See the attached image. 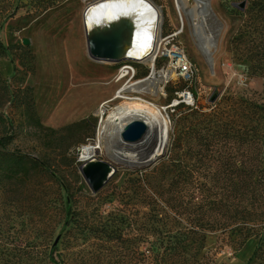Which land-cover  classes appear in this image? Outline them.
<instances>
[{
    "label": "trees",
    "instance_id": "1",
    "mask_svg": "<svg viewBox=\"0 0 264 264\" xmlns=\"http://www.w3.org/2000/svg\"><path fill=\"white\" fill-rule=\"evenodd\" d=\"M34 2L43 4L38 13L58 0ZM239 11L232 54L260 86L226 92L209 111L177 105L166 155L152 175L126 178L136 197L123 195L147 209L137 219L123 211L103 217L96 204L94 213L77 210L48 162L10 151L0 138V264H211L203 250L212 233L241 246L264 239V0H245ZM8 52L0 44V56ZM52 210L49 226L41 215Z\"/></svg>",
    "mask_w": 264,
    "mask_h": 264
},
{
    "label": "rangeland",
    "instance_id": "2",
    "mask_svg": "<svg viewBox=\"0 0 264 264\" xmlns=\"http://www.w3.org/2000/svg\"><path fill=\"white\" fill-rule=\"evenodd\" d=\"M34 1L0 0V44L9 49L6 56H0V115L5 117V124L0 123V138H5L6 149L28 153L48 162L57 179L72 188L73 207L76 206L77 210L94 213L96 204L103 217L123 211L137 219L147 209L136 203V199L128 201V197L123 195L126 192L129 199L136 197L132 190L125 189L126 178L128 173L135 171L152 175L151 167L166 155L170 144L169 132L178 116L172 120L171 113L177 105L181 102L183 106L195 107V104L203 111H209L211 104L226 92L247 93L250 88L260 86L258 79H249L244 73V61L232 54L230 39L242 19L239 11L242 9L234 7L232 2L241 0H204L212 13L209 25L215 31V44L210 47V54L204 48L202 28L192 25L194 0H188L181 15L175 9V0H151L160 14L158 29L162 44L169 49L178 48L177 51L185 54L192 66V76L168 78L163 89H159L157 98L144 96L161 108L168 122L163 155L152 164H147L151 154L145 155L138 163H128L117 154L135 153L131 146L136 143L130 148L119 144L116 149L114 145L120 131L104 136L101 143L105 152H96L92 159L108 161L115 172L99 191L93 193L79 171V165L83 163L82 145L95 141L100 120L122 98L103 102L117 95L121 86L147 77L150 68L134 59L111 62L91 58L86 47V31L92 33L120 22L128 24V30H134L136 34L144 33L148 37V31L142 27L135 28L128 18L85 29L82 13L89 0H58L38 13L35 10L43 4H35ZM23 37L28 38V44L22 43ZM124 63L135 67L133 76L131 73L120 76ZM167 65L165 55L157 57V70ZM188 91L193 94V105L183 101ZM124 92L127 96L138 95L129 90ZM214 94L217 95L215 98ZM32 98L35 115L29 108ZM144 141L148 142L142 150L153 143V134ZM54 213V210L45 211L41 215L49 226L50 219H56ZM59 231L60 225L53 232L54 237ZM204 245L203 252L211 264H264V239L248 238L241 246L224 235L212 233Z\"/></svg>",
    "mask_w": 264,
    "mask_h": 264
},
{
    "label": "bare ground",
    "instance_id": "3",
    "mask_svg": "<svg viewBox=\"0 0 264 264\" xmlns=\"http://www.w3.org/2000/svg\"><path fill=\"white\" fill-rule=\"evenodd\" d=\"M194 1L195 6L191 10L192 15H194L192 25L202 28L204 48L210 54V47L215 44V31L209 25L212 13L209 11V5L204 0ZM151 2L150 0H95L84 7L82 16L84 19V27L87 30H90L95 25L104 26L109 22H116L120 18H128L135 28H143L148 31V37H146L144 33L136 34L134 30H131L128 41L123 44L122 57L125 60L134 59L143 62L150 68V73L147 77L137 79L129 85L121 86L117 91V95L103 102L106 103L118 97L122 98L118 104L111 107L105 118L100 120L101 122L99 123L95 141L82 145L81 156L85 160L93 157V154L98 151L104 153L105 147L101 143L103 142L104 136L119 132L127 121L134 118L143 120L148 126V132L143 137L144 139L149 138L150 134L157 132H159L161 144L165 139V131L168 128L166 116H164L161 108L155 102L148 101L144 96L151 95L157 98L159 89H163L164 82L168 78L176 77L175 59L178 58L179 54H176L174 50L162 44L163 40L161 34L159 35L158 29L160 14L158 9L152 6L153 3L151 4ZM175 2L176 11L180 15L184 14L188 0H177ZM183 25L184 22L181 19V26L183 27ZM163 55H166L171 61L167 67L157 70L155 67L156 59ZM129 67L133 69V73H136L133 65H129ZM129 67L124 66L121 71ZM124 74L125 72L123 71V74L120 76ZM125 90L136 92L139 96H127L125 95ZM144 139L136 142L135 146H131L135 150V153L128 154L126 152H119L117 156L128 163L140 162L141 158H144L150 152V147L142 150L148 142L144 141ZM118 144L128 147L123 143ZM159 150L160 148H158Z\"/></svg>",
    "mask_w": 264,
    "mask_h": 264
},
{
    "label": "water",
    "instance_id": "4",
    "mask_svg": "<svg viewBox=\"0 0 264 264\" xmlns=\"http://www.w3.org/2000/svg\"><path fill=\"white\" fill-rule=\"evenodd\" d=\"M95 0H89L87 4ZM151 1V0H150ZM177 1V0H175ZM208 1V0H206ZM234 7L238 9H243L245 6V0L232 3ZM130 30H128V24L125 22L116 23L112 27L103 28L100 30H94L92 33L86 31V47L88 55L95 60H107L111 62H117L120 60H125L122 57L123 44L128 41ZM23 44H28L29 40L23 37ZM216 94L213 95L215 98ZM148 132V126L141 119H132L126 122L124 127L120 130L118 135V143H123L128 145H134L136 142L144 139L143 137ZM167 137V129L165 131L164 141L161 144V139L159 138V132L153 133L154 141L150 145V152L148 155L151 157L147 161L151 164L163 155L162 151ZM115 142V148L118 149V144ZM158 148L160 150L158 151ZM83 163L79 165V171L87 186L90 187L93 193L99 191L105 183V181L115 172L112 166L106 160H94L88 158L85 160L82 158Z\"/></svg>",
    "mask_w": 264,
    "mask_h": 264
},
{
    "label": "built area",
    "instance_id": "5",
    "mask_svg": "<svg viewBox=\"0 0 264 264\" xmlns=\"http://www.w3.org/2000/svg\"><path fill=\"white\" fill-rule=\"evenodd\" d=\"M172 34H176L175 32H173ZM171 34V35H172ZM175 47H177V45L175 46ZM177 49L178 48H176V50L175 49H171V50H174V52L176 53V54H179L178 55V58H176L175 59V62H176V67H175V73H177V74H175L176 76L177 75H181V76H188L189 78L192 76L191 74H192V66H191V64H190V61L186 58V56H185V54L182 52V51H180V50H178L177 51ZM166 56V55H165ZM160 57V56H159ZM167 57V56H166ZM168 58V57H167ZM171 60H170V58H168V64H169V62H170ZM129 63H124L123 65H122V67L120 68V71L122 70V68L124 67V66H128L129 67ZM132 66V65H131ZM128 70H129V72H128ZM124 72H125V74L124 75H126V74H129V73H131V76H133L134 75V73H133V69L132 68H125L124 70H123ZM123 71H121L122 73H120V74H123ZM123 75V76H124ZM168 80V79H167ZM183 101L185 102V103H187V104H190V105H193L194 104V98H193V94H192V92H190V91H188V92H186L185 93V98L183 99ZM194 106H195V104H194Z\"/></svg>",
    "mask_w": 264,
    "mask_h": 264
}]
</instances>
